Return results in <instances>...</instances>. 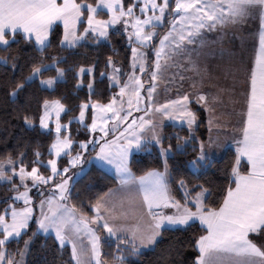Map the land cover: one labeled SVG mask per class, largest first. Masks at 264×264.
Instances as JSON below:
<instances>
[{"label":"snow or ice","instance_id":"obj_1","mask_svg":"<svg viewBox=\"0 0 264 264\" xmlns=\"http://www.w3.org/2000/svg\"><path fill=\"white\" fill-rule=\"evenodd\" d=\"M246 23L255 31L238 35V49L225 48L226 29ZM59 24L61 49L111 43L113 34L125 37L130 49L127 70L110 55L105 60L110 71L100 73L118 88L106 103L91 98L96 91L95 64H68L67 57L48 53ZM166 24L167 30L159 32ZM206 32L221 35L209 41ZM257 35L258 45L254 43L249 53L247 37L255 40ZM209 43L219 44L221 57H226L223 72L231 79L227 91L244 98L231 182L215 203L209 202L210 187L173 174L169 160L190 155L186 168L194 178L212 164L213 151L221 146L219 137L211 134L220 127L215 104L225 89L192 91L193 82L175 98L156 100L161 84L164 91L173 84L183 86L185 77L169 71L183 67L177 58L187 59L199 72L198 59L210 54L202 52ZM22 44L35 53H26L24 63L14 53ZM0 69L11 73L2 86L14 103L36 86L55 91L69 72L77 87L85 86L87 78L89 93L75 116L68 115L72 109L60 97L43 98L38 117L27 110V103L18 106L26 126L34 127L38 119L52 139L46 161L38 149L30 162L23 152L0 156V183L10 185L13 193L0 210V264H23L25 251L40 234L51 235L61 250L70 247L71 264H131L132 258L154 251L165 233L197 222L202 232L192 242L196 254L191 264H264V0H0ZM52 72L55 75H47ZM238 85L242 93H237ZM199 110L208 113L206 138L196 134L203 123ZM165 118L178 122L188 135H164ZM73 122L86 131L85 139H74ZM152 147L163 171L148 168L136 175L131 157L150 153ZM86 164L112 170L118 185L78 206L70 202L78 183L74 177L87 174ZM74 168L78 171L72 172ZM25 236L24 250L12 251L9 245ZM113 244L109 261L103 249ZM184 246L174 239L169 249L179 253Z\"/></svg>","mask_w":264,"mask_h":264},{"label":"trees","instance_id":"obj_2","mask_svg":"<svg viewBox=\"0 0 264 264\" xmlns=\"http://www.w3.org/2000/svg\"><path fill=\"white\" fill-rule=\"evenodd\" d=\"M95 2V0H90ZM171 19V17H169ZM168 25L166 24L163 29H158L159 32L166 31ZM111 31V30H110ZM52 48L48 49V53L59 54L67 57L68 64L83 63L95 64V93L92 95L93 100H100L101 102H107L113 93L118 92V88L110 85L107 76L101 77L100 73L108 72L110 69L106 67L105 60L108 56L112 55L114 59L118 60L122 66L127 70L128 62L130 58V49L127 45L125 37L120 34H113L111 37V43L104 42L96 45L92 42H88L76 49H61L59 41L62 38V29L60 26L56 27L52 36ZM116 50L115 53L113 50ZM14 53L20 57V62L24 63L25 54H35L34 50L29 46L20 45L18 48H14ZM66 67V65H61ZM17 75H20L18 72ZM27 64H25V71L23 75H27ZM11 73H6L3 69H0V156L7 154L8 152L15 155L17 152L26 153L25 160L30 162L35 159L34 150L38 149L42 155L40 159L46 161L48 157V148L52 137L43 131L38 123V119L34 127H28L25 125L21 118L20 108L21 104L27 103V110L34 116L38 117L40 110V102L43 98H55L60 97L67 107L72 109V112L68 113L69 116H75L78 114V105L81 101L88 98V89L86 87L87 78H85V86L77 87L76 80L73 73H67L66 81L58 83L55 91L42 89L36 86L29 90L28 93L18 98L15 103L9 98L6 90L2 86V83L7 79ZM47 75H55L54 72L47 73ZM90 114V113H89ZM199 119L203 121L200 127L197 128L196 134L201 138H206L208 135L207 121L205 114L198 111ZM63 120H66V116H62ZM74 139H85L86 131L82 126H78L73 122L72 125ZM79 127V132L75 129ZM172 133H179L181 136L188 135L186 128L177 127L174 125H166L163 129L164 135H170ZM173 143L175 141L173 140ZM191 153V149L188 150ZM235 151L228 149L225 154L219 159L212 160V164L204 171L198 178H194L189 175L186 168V161L190 159L189 156L178 154L174 159L169 160L170 171L173 174L179 173L185 176L192 185L197 183H203L207 187H210L213 191V196L210 198V203H215L220 200L222 190L227 187L231 182V167L234 162ZM66 162V158L60 161L61 165ZM87 174L78 178L73 190V196L71 203H76L78 206L82 201L94 200L95 195L107 192L108 189H114L118 182L113 175L109 174L105 170L96 165H84L87 167ZM130 167L136 175H141L143 171L148 168H159L163 170V162L158 158L157 149L151 148V152L140 151L131 157ZM244 170V169H243ZM41 171H46L41 167ZM175 187V186H173ZM76 193H79L77 195ZM13 193L10 185L6 183H0V210L3 208V202ZM177 199L181 198V193L174 192ZM34 228V225H32ZM202 229L198 222L191 228L181 231H174L164 234L163 242L156 247V249L145 251L144 255L139 258H132L131 264H191L196 254L195 248H193L192 242L200 235ZM31 235V233H29ZM103 232L101 236L103 238ZM25 236L19 242H13L9 245L12 251L24 250ZM175 240L183 241L185 246L179 253L173 249H169L170 242ZM105 253V259H111L110 253L115 252V245L111 248L107 245L103 249ZM20 257L17 256V259ZM26 264H71L70 260V248L66 247L61 250L51 235H37L33 238L28 255L26 258Z\"/></svg>","mask_w":264,"mask_h":264},{"label":"rangeland","instance_id":"obj_3","mask_svg":"<svg viewBox=\"0 0 264 264\" xmlns=\"http://www.w3.org/2000/svg\"><path fill=\"white\" fill-rule=\"evenodd\" d=\"M137 14H139L138 9H137ZM117 27H119V25ZM254 31H255L254 27L248 23L237 26L236 29H233L231 26H229V28L226 29L227 35L224 38L223 45L225 48L231 47L233 49H238L240 45V40L238 39V35L244 34L245 36H247L249 32H254ZM220 35H221L220 32H211V33L206 32V39H208L209 41H215L217 40V37ZM257 38L258 35L255 40H253L252 37H247L246 47L249 53H251L253 44L254 43L256 44ZM189 47L195 48L197 47V45H190ZM219 49H220L219 44L209 43L202 50L203 53H210V54L207 55L202 54L199 57L198 64L201 69V71L199 72L192 70L189 66L188 60L183 58H177L176 61L178 64L183 65L182 68L171 67L169 69L170 72H175L177 76L183 75L185 77L183 81V86L182 87L178 86L179 92L181 93L184 91H188L189 86L193 84V82H195V88H193L192 91L202 90V91L216 92L218 88L225 89V91L220 93L221 99L215 104V109H216L215 114L218 119L220 127L219 128L214 127L212 129L211 134L213 136L219 137L221 146L214 149L212 154V160L219 159L220 157H222L228 149H233L235 151L236 144L234 141L240 139L241 111L244 105V98L242 94L233 95L227 91V89L231 86V79L225 77V74L223 72V66L226 63V57L225 58L221 57V53ZM193 58L194 59L196 58L195 53H193ZM163 87H164L163 84H161L160 89H158V95L156 96V100L160 103H163L166 99L175 98L177 94V92L175 90L172 91L171 88L168 91H164ZM242 91H243L242 87L238 85L237 93H242ZM192 107L194 109L197 108L195 104H193ZM199 111L205 114L207 121L208 113L204 110H199ZM133 115L135 116L137 115V113H133ZM163 125L164 127L166 125H174L179 127L178 122L170 121L166 118L163 120ZM244 164L245 162L242 161L241 170L244 169ZM87 168L88 166L85 167L86 170ZM104 170L114 176V172L112 170L110 169H104ZM71 171L76 172L78 171V169L74 168ZM74 179H78V178L74 177ZM28 251L29 248L25 251V255L23 257V264H26Z\"/></svg>","mask_w":264,"mask_h":264},{"label":"crops","instance_id":"obj_4","mask_svg":"<svg viewBox=\"0 0 264 264\" xmlns=\"http://www.w3.org/2000/svg\"><path fill=\"white\" fill-rule=\"evenodd\" d=\"M58 26L61 27V29H62V33H63V26H62V24H59ZM256 44L258 45V38H257ZM171 90H172V91L175 90L176 92L179 91V87H178V85L173 84L172 87H171ZM103 170H104V169H103ZM161 171H163V170H161ZM106 172H107V171H106ZM111 175H112V174H111ZM117 182H118V181H117ZM117 185H118V184H117ZM116 187H117V186H116ZM116 187H115V188H116ZM115 188H114V189H115Z\"/></svg>","mask_w":264,"mask_h":264}]
</instances>
